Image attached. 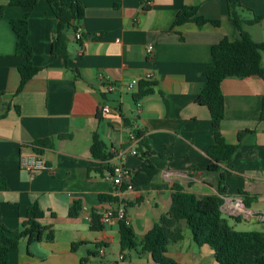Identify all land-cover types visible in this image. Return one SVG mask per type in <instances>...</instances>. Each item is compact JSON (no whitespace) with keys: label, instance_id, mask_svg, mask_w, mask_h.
Returning a JSON list of instances; mask_svg holds the SVG:
<instances>
[{"label":"crops","instance_id":"0c3cea01","mask_svg":"<svg viewBox=\"0 0 264 264\" xmlns=\"http://www.w3.org/2000/svg\"><path fill=\"white\" fill-rule=\"evenodd\" d=\"M9 1L0 0V225L20 229L29 206L37 203L44 212L40 222L53 230L52 239L44 236L29 243L23 238L10 253V263L161 264L136 249L121 251V221L113 219L94 230L92 215L125 203L141 240L170 209L174 184L198 197L219 193V174L208 170L207 154L216 127L209 108L196 99L206 80L204 71L213 62L212 46L239 36L228 0H80L85 16L73 24L83 37L77 40L74 31L68 33L67 56L54 54L58 19L48 0H38L29 9V40L40 70L19 92L18 68L24 57L16 53L11 20L26 8ZM238 2L244 30L263 42L264 0ZM184 8H195L193 17L219 24L192 19L174 25ZM259 15V21H248ZM148 44L154 46L151 56ZM150 71L155 75L153 92L139 102L133 97L138 87L114 93L102 88L101 75L141 82ZM221 87L225 116L219 130L228 143H239L226 173L223 216L237 230L264 231V76H230ZM105 104L110 113L103 112ZM131 129L140 130L142 141L154 150V183L161 188L120 191L108 179L106 166L122 156L132 176L142 163L132 153ZM95 132L112 155L107 160L91 154ZM35 151L44 154L49 170L20 167L21 155ZM102 194L116 199L103 200ZM75 202L80 210L72 217ZM242 205L249 216L241 214ZM182 225L184 238L169 243L167 256L176 264H218L213 248L199 245L184 220ZM242 258L255 260L247 252Z\"/></svg>","mask_w":264,"mask_h":264},{"label":"trees","instance_id":"16d2710c","mask_svg":"<svg viewBox=\"0 0 264 264\" xmlns=\"http://www.w3.org/2000/svg\"><path fill=\"white\" fill-rule=\"evenodd\" d=\"M52 12L58 19V29L53 41V52L57 55H68V33L76 27L74 20L85 16V8L80 0H48ZM231 18L235 21L239 32L238 38L230 40L224 37L219 43L212 46L213 62L204 71L206 80L196 101L209 108L215 131L214 142L208 147L207 154L211 159L208 170L217 172L218 194L198 197L196 194L187 192L183 186L176 183L172 186V203L170 209L162 214L154 226L138 240L132 227L121 221L120 244L121 251L139 250L140 253H148L151 258L161 264H176L167 256L168 245L173 241L184 238L182 221L192 231L195 241L199 245L209 244L214 250V256L218 264H264V231L260 230H237L223 216L222 205L228 185L226 173L230 169L233 156L238 150L239 143H228L219 130L220 123L225 116V98L222 91V81L230 76L239 78L253 75L264 76V41L256 42L250 34L244 30L241 14L237 8L238 0H228ZM38 3V0H10V5L26 8L19 18L11 20L12 28L16 34V53L24 57L19 65L20 84L17 92L40 68L33 63V48L29 40V17L30 8ZM195 8H184L177 15L174 25L194 20L198 23L211 21L219 24L218 20H208L203 17H193ZM262 18L261 15L254 16L248 20L255 23ZM153 82L141 81L137 92L133 95L135 101L153 92ZM264 107V102H263ZM1 117V116H0ZM248 130L239 133V139ZM140 138L137 152L142 159L136 173L132 176L135 189L161 188L154 183L158 169L151 160L154 154L148 145L142 141L143 133L135 130ZM40 140L39 144L44 145ZM107 145L98 132L93 134L90 147L91 154L96 159L107 160L112 157L107 152ZM106 168L111 170V166ZM2 186V185H0ZM101 199L115 200V197L100 195ZM79 203L75 202L69 210L72 217L78 215ZM44 216L43 210L37 203L29 206L26 219L20 229L12 230L5 225H0V264H11L10 253L17 249L20 241L27 238L29 243L37 241L46 236L53 238L51 226L43 225L40 220ZM91 228L102 229L100 215L93 213ZM75 248V245H73ZM250 253L255 257L253 262L242 258L243 253ZM85 259L82 260V262Z\"/></svg>","mask_w":264,"mask_h":264},{"label":"built area","instance_id":"2783aa9c","mask_svg":"<svg viewBox=\"0 0 264 264\" xmlns=\"http://www.w3.org/2000/svg\"><path fill=\"white\" fill-rule=\"evenodd\" d=\"M74 36L77 40H81L83 37L81 28H76L74 30ZM154 50L153 44H148L147 46V53L149 56H151L152 52ZM101 78V84L104 92L106 93H114L119 91H126V92H134L137 87L139 86L140 79L139 78H133L129 82H116L112 80L111 78L107 76H100ZM155 78V75L152 71L148 72L144 78L145 81L153 82ZM139 102V101H138ZM103 112L110 113L112 111V108L109 104H105L102 107ZM138 112H141L140 104H138ZM137 129H131L128 137L129 140L133 144L132 153L137 154V146L139 144L140 138L138 137L137 133L135 132ZM122 160L119 162L113 164L111 166V170H108L107 177L112 181L114 186L117 188V190H123V189H133V183L131 181L132 174L126 170L124 167L122 161L123 156L121 157ZM20 167L23 169H26L31 172H40L50 169V165L44 156L43 153L35 151L30 154H23L20 157L19 160ZM242 211L241 214H244L245 216H249L250 212L245 207V205H242ZM264 219V216H262ZM113 219L120 220L124 222L127 226H131V218L128 214L127 208L125 203L120 202L118 204H113L109 206L106 210L103 211V213L100 215V221L102 224L110 222ZM101 253H104L103 249L100 250ZM123 258V255L120 256V259ZM111 264V263H108Z\"/></svg>","mask_w":264,"mask_h":264},{"label":"rangeland","instance_id":"374dc122","mask_svg":"<svg viewBox=\"0 0 264 264\" xmlns=\"http://www.w3.org/2000/svg\"><path fill=\"white\" fill-rule=\"evenodd\" d=\"M253 229H255V228H253Z\"/></svg>","mask_w":264,"mask_h":264}]
</instances>
